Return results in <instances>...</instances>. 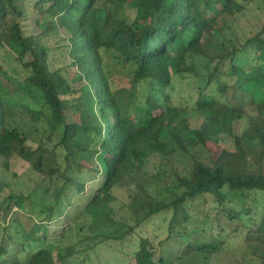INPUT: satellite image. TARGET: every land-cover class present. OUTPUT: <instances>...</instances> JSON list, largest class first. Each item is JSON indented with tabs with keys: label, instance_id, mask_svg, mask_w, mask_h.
Here are the masks:
<instances>
[{
	"label": "trees",
	"instance_id": "obj_1",
	"mask_svg": "<svg viewBox=\"0 0 264 264\" xmlns=\"http://www.w3.org/2000/svg\"><path fill=\"white\" fill-rule=\"evenodd\" d=\"M125 8L131 19L115 16ZM184 75L189 108L172 102ZM0 77V158L43 175L27 193L0 177V264H96L89 251L109 242L122 264L234 243L264 264V0H0ZM125 181L130 224L111 209ZM105 208L119 230L105 231ZM83 216L77 233L93 238L63 245Z\"/></svg>",
	"mask_w": 264,
	"mask_h": 264
},
{
	"label": "rangeland",
	"instance_id": "obj_2",
	"mask_svg": "<svg viewBox=\"0 0 264 264\" xmlns=\"http://www.w3.org/2000/svg\"><path fill=\"white\" fill-rule=\"evenodd\" d=\"M218 7V6H216ZM258 13V12H257ZM125 15L129 17L130 19L133 17V10L130 8H125L124 12L115 14L116 17H122V15ZM249 19L251 20V23H256L252 17L248 15ZM46 21H49V19L45 18ZM247 22L243 18H239V24L245 25ZM26 25L29 27L30 31L32 26V22H27ZM199 63H201L200 60L196 61V66L199 69L200 75L204 73L202 69L199 68ZM6 70L7 67H4ZM66 73L69 78L75 81L76 85H80L77 81V74L72 68H66ZM198 84L201 83V80H198ZM172 84L174 86V90L171 92L172 95V102L174 104H183V106H187L188 108L191 107L193 104V100L196 96L195 92V81L187 76H176L173 77ZM0 90H5V84L3 82V79L0 77ZM15 99L19 100V95L14 96ZM187 108V109H188ZM77 116L75 115H69L67 116L68 122H77ZM55 142V139H53L50 143H46L47 146L51 147ZM26 146L30 150L36 149V144L28 141L26 143ZM191 154L197 158V159H203L204 154L203 151L200 148H194L191 150ZM205 159V158H204ZM203 159V160H204ZM9 168L5 169L4 167V160L0 158V177H5L7 180H10V186L15 189L16 192H24L27 193L34 189L37 184L42 180L43 175L35 173L27 163L24 161H21V159H13L11 163L9 164ZM10 172H15L17 177L13 180L9 177ZM129 186V183L125 181L122 185H120V189L116 188L114 190V195L116 197V201L111 205V209L114 211L112 214V217L117 222H126L127 224H130L127 217V211L125 209L121 208V204L125 202V192L124 190ZM103 219L105 220L104 228L105 231L108 232H114L116 230H119V226H112L111 221H107L108 217H111V212L108 208H105L102 210ZM124 218V219H123ZM123 219V220H121ZM124 221V222H123ZM89 222V217L83 216L82 219H80L74 227L75 234L69 233L67 235V238L63 242V245H69L75 242V240L82 239L84 236H90L93 238L94 231H89L87 229H82V231L77 233V229L79 230L80 226H84ZM155 226L158 225V222H152L151 224H154ZM109 226H111L109 228ZM153 229L149 228L148 226H143L142 228L136 229L135 233L141 234L142 236L146 235L151 237L155 244L158 241H161L164 238L163 232H157L154 233V235L149 232ZM149 232V233H148ZM118 236V234H117ZM131 237V236H130ZM133 239L135 238H126V243L122 244L123 251H132L131 246L133 245ZM94 243V241H93ZM93 243H90V247L92 248L94 246ZM129 246V247H128ZM118 247L117 244H114L113 242L109 243H102L98 245L97 247H93V251H89V257L91 260L94 261L96 264H103L106 262L107 264H122L120 261V256L122 254H119L116 248ZM244 253V244H233L231 247L227 248L224 252L212 256L211 258H207L206 260H201V258H192L191 260H187L184 263H175V264H257L256 261H254L252 258H249V256H243ZM159 255V254H158ZM164 256V255H163ZM165 257V256H164Z\"/></svg>",
	"mask_w": 264,
	"mask_h": 264
}]
</instances>
